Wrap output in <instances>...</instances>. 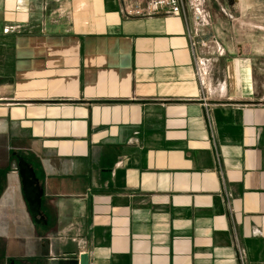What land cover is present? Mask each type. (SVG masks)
Segmentation results:
<instances>
[{"label":"crops","instance_id":"1","mask_svg":"<svg viewBox=\"0 0 264 264\" xmlns=\"http://www.w3.org/2000/svg\"><path fill=\"white\" fill-rule=\"evenodd\" d=\"M123 2L0 0L1 264H264V0Z\"/></svg>","mask_w":264,"mask_h":264},{"label":"water","instance_id":"2","mask_svg":"<svg viewBox=\"0 0 264 264\" xmlns=\"http://www.w3.org/2000/svg\"><path fill=\"white\" fill-rule=\"evenodd\" d=\"M23 184L24 194L33 219L38 224H46V217L42 211V197L44 188L36 177L33 167L20 154H15ZM1 264V262H0Z\"/></svg>","mask_w":264,"mask_h":264},{"label":"built area","instance_id":"3","mask_svg":"<svg viewBox=\"0 0 264 264\" xmlns=\"http://www.w3.org/2000/svg\"><path fill=\"white\" fill-rule=\"evenodd\" d=\"M134 4H124V14L129 18H144L160 14L179 15L185 2L193 0H135Z\"/></svg>","mask_w":264,"mask_h":264},{"label":"rangeland","instance_id":"4","mask_svg":"<svg viewBox=\"0 0 264 264\" xmlns=\"http://www.w3.org/2000/svg\"><path fill=\"white\" fill-rule=\"evenodd\" d=\"M222 4L223 3H225V2H230V0H219ZM240 1H242V2H245L246 0H240ZM124 4H127L128 2H123ZM264 13V12H263ZM255 24H257V25H261V24H264V22H259V23H257V22H255ZM236 25L238 26V29H239V27L241 26V25H239L237 22H236Z\"/></svg>","mask_w":264,"mask_h":264}]
</instances>
